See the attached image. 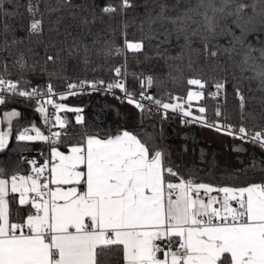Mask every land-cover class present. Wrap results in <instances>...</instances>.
Listing matches in <instances>:
<instances>
[{"label":"snow or ice","instance_id":"6c2138e0","mask_svg":"<svg viewBox=\"0 0 264 264\" xmlns=\"http://www.w3.org/2000/svg\"><path fill=\"white\" fill-rule=\"evenodd\" d=\"M53 12L61 14L53 20ZM174 43L181 53L171 57ZM153 61L168 71L156 74ZM69 62L108 78H73ZM130 62L139 69L129 71ZM44 73L49 79L34 84ZM246 81L247 92L255 82L264 93V0H56L55 8L50 0H0V154H16L0 160V264H264V178L200 181L156 137L127 127L94 131L84 108L67 103L111 95L141 122L178 116L182 126L240 141L234 152L242 144L264 150V95L259 117L248 112L255 98ZM229 84L239 126L224 122L219 106ZM209 99L216 119L208 118ZM10 104L39 123H22ZM111 110L103 105L94 119L103 125Z\"/></svg>","mask_w":264,"mask_h":264},{"label":"trees","instance_id":"16d2710c","mask_svg":"<svg viewBox=\"0 0 264 264\" xmlns=\"http://www.w3.org/2000/svg\"><path fill=\"white\" fill-rule=\"evenodd\" d=\"M52 6L56 7V0H50ZM61 14L60 12H53L51 14V18L53 20L56 19V16ZM9 24L18 23V21L9 20ZM18 38H23L24 33L22 29L16 28L15 29ZM133 30H130V37L131 32ZM251 40H255V37H249ZM37 48V51L39 55L37 57H34V60H38L40 64H43V55L44 52L42 49L39 48L37 45H33ZM194 47H198L199 43L195 42ZM181 53V48L178 44H173V46L170 48L168 55L171 57H176ZM151 54V52L149 53ZM143 59V57H141ZM223 59V58H222ZM171 63L179 65L181 63L180 60L170 61ZM187 53L184 54L183 63L187 64ZM154 64L157 65L155 69L156 74L163 75L165 74L168 69L161 68L160 65L163 64V61H153ZM47 72H57L58 65H47ZM139 66L135 62H130L129 64V71L132 70H138ZM67 75L73 76H80L81 78H87V79H93V78H108V73L106 70L104 71H96L92 72L90 68H84L83 65L80 66L78 69H74L72 66V63L69 62L67 66ZM49 79L48 75L46 73L42 74L40 77H33V83H44ZM53 81L57 84L58 90L62 89V81L57 80L54 76ZM247 84L248 82H245V88H246V94L249 97H254V100L249 101V108L248 112H253V109H255L254 114L259 117V113L261 111L260 104H261V96L264 95V93H261L257 90L255 82L252 83V91L247 92ZM167 88L173 92V94L180 95L183 94L181 86L179 83L173 84L171 81L167 82ZM213 89L209 88V91H212ZM156 90L153 89V92ZM228 97L225 102H222L219 106L222 108V110L225 113V116L227 119L224 121L226 123H230L236 126H239L240 122V114L236 107L235 98L232 95V86L231 84L227 87ZM101 100V101H107L109 104L113 105L115 109L111 110L107 114V119L103 125L100 123H97L94 119L96 115H94V111L91 108L92 103L95 100ZM69 100H73L76 102H79L80 106L84 108V114L88 120V124L91 126L92 130H111L115 131L118 127H127L129 130L136 129L140 131L141 136H152L156 137L158 139V142L160 145L164 146L166 145L167 139L173 138L175 136L176 129H183L186 131H194L197 135H201L202 130L207 129L204 128L198 124H192V125H181L179 122L178 116H173L170 120L165 122H159V118L156 115H148L145 116L143 119V122L140 121L137 112L134 108L127 105L126 103H121L120 101H117L112 98V96H105L100 94H93V95H83L76 98H70ZM217 103L215 101H212L209 99L207 101V107L209 108L208 112V118L209 119H216L214 115V109L217 107ZM12 107L17 108L18 110H21L24 114L23 121H32L35 120L37 123H39V119L36 115L32 113V111L28 108H25L22 104H10L9 109ZM116 110V111H115ZM171 115V114H170ZM223 119V118H221ZM252 121L249 119L248 125L251 126ZM179 127V128H177ZM215 132V131H214ZM227 139H233L231 137L225 136ZM211 138V136L209 137ZM208 139V138H207ZM205 140L204 148V159L201 163H199V150H198V142L190 140L188 142V146L186 150L178 151V152H170L169 158L175 162L176 165H180L184 168L185 174L188 173L189 170L192 171L194 177L200 181L203 182H210L213 184H244L247 182H262V178H264V166H261V162H264V150H261L259 147H254L250 144H247V150L243 153H236L233 152L232 146H228V150L235 156L240 154L241 160L235 161L232 164H224L218 160V146L213 143L210 140ZM12 147H15V144H12ZM15 153H12L10 150L4 154H0V160H7L9 157L15 158ZM25 155L29 156H35L36 153H25ZM253 160L256 161L257 167L252 168L251 165L253 163ZM186 165V167H185Z\"/></svg>","mask_w":264,"mask_h":264},{"label":"crops","instance_id":"0c3cea01","mask_svg":"<svg viewBox=\"0 0 264 264\" xmlns=\"http://www.w3.org/2000/svg\"><path fill=\"white\" fill-rule=\"evenodd\" d=\"M106 101V100H105ZM67 103L71 104V105H80L79 102L73 101V100H68ZM113 110V108H111ZM97 110V108H96ZM209 135H211V138H209ZM208 138V139H207ZM211 140L213 143H215L218 147L222 146L225 148V145L227 146H234L238 143H241L237 140L234 139H227L225 137V135H222L220 133H216L210 129H204L201 132V135H197L194 131H186L183 129H176L175 131V136L173 138L167 139L166 141V145H162V147H165L169 150V152H178V151H183L186 150L187 146H188V142L190 140L192 141H196L198 143V150H199V146H203L204 147V143L205 140ZM221 140V141H219ZM245 145V144H244ZM234 152V151H233ZM236 153H240V152H236ZM204 158V154H202V156L199 153V158L198 161L199 163H201L203 161ZM235 159H238L239 161L241 160V156L240 154H238L237 156H235Z\"/></svg>","mask_w":264,"mask_h":264},{"label":"rangeland","instance_id":"374dc122","mask_svg":"<svg viewBox=\"0 0 264 264\" xmlns=\"http://www.w3.org/2000/svg\"><path fill=\"white\" fill-rule=\"evenodd\" d=\"M75 106H80V105H75ZM92 110L94 111V115H96L100 110L99 109H97L96 110V108L95 109H93L92 108ZM116 111V110H115ZM0 127H4L3 125H0ZM177 128H179V127H177ZM180 129V128H179ZM177 131H178V129H177ZM211 135H209V137H210ZM211 141V140H210ZM219 141H221V140H219ZM225 148L226 149H224V147H222V146H220V147H218V150H217V154H218V160L220 161V162H222V163H226V164H232V163H234L235 161H237V159H235V155L234 154H232L231 152H230V150H228L227 148H228V145L226 146L225 145Z\"/></svg>","mask_w":264,"mask_h":264},{"label":"water","instance_id":"95a60500","mask_svg":"<svg viewBox=\"0 0 264 264\" xmlns=\"http://www.w3.org/2000/svg\"><path fill=\"white\" fill-rule=\"evenodd\" d=\"M105 104H107V105H109L111 108L115 109L114 106L111 105V104H109L107 101H101V100H98V99L95 100V101L92 103L91 108H93V109L97 108V109L100 110L101 107H102L103 105H105ZM240 144H241V143H238V144H236V145H240ZM236 145H234V146H236ZM241 146L245 149V151L247 150L246 145L242 144ZM245 151H243V152H245ZM243 152H240V153H243ZM199 153H200L201 156H202V154L205 153V148H204L203 146H199ZM203 159H204V158H203Z\"/></svg>","mask_w":264,"mask_h":264},{"label":"built area","instance_id":"2783aa9c","mask_svg":"<svg viewBox=\"0 0 264 264\" xmlns=\"http://www.w3.org/2000/svg\"><path fill=\"white\" fill-rule=\"evenodd\" d=\"M117 95H120V93L117 91ZM108 96H111V95H108ZM159 118V117H158ZM161 120L159 119V122H160ZM240 142V141H239ZM245 145H247V144H245Z\"/></svg>","mask_w":264,"mask_h":264}]
</instances>
